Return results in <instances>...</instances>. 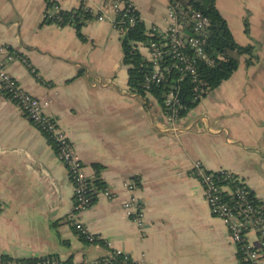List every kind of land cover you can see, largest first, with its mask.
Segmentation results:
<instances>
[{"label":"crops","instance_id":"obj_1","mask_svg":"<svg viewBox=\"0 0 264 264\" xmlns=\"http://www.w3.org/2000/svg\"><path fill=\"white\" fill-rule=\"evenodd\" d=\"M54 1L61 9L83 4L95 11L111 0ZM128 1L145 28L165 27L166 0ZM215 7L237 43L255 45L257 59L246 65L241 56L229 78L170 123L152 94L129 88L120 33L110 19L86 21L81 39L73 25L42 23L45 0H0V48L29 63L12 61L8 72L31 94L50 99L46 111L85 175L113 194L96 197L79 215L109 244L87 242L68 219L73 190L65 164L0 91V253L75 262L119 248L136 264H242L188 168L199 160L209 170H229L264 203V0H215ZM106 15L113 16L108 7ZM6 52L0 49V57ZM129 179L139 183L143 234L122 208ZM247 237L260 246L254 232Z\"/></svg>","mask_w":264,"mask_h":264},{"label":"built area","instance_id":"obj_2","mask_svg":"<svg viewBox=\"0 0 264 264\" xmlns=\"http://www.w3.org/2000/svg\"><path fill=\"white\" fill-rule=\"evenodd\" d=\"M166 1L165 27L152 25L146 28V33L154 37L148 44L138 43L140 52L143 49L146 50V55H142L151 67L144 76L143 87L150 94L149 91L153 86L168 80L169 73L174 67L179 72L177 81H181L185 75H189L195 83L194 89L198 91L201 80L197 79V63L201 60L210 61L205 48L210 31V18L203 12L202 8L197 7V5L201 6V0ZM107 7L112 12V17L106 15ZM57 9L55 5L53 10ZM128 11L133 13L127 15ZM49 12H45L43 16H51L52 11ZM93 13L94 16L91 19H110L119 33L125 22L132 26L136 19H140L131 3H126L124 0H111ZM0 49L7 50L0 57V91L18 107L23 116L56 145V155L68 170L73 190V203L69 220L74 229L84 235L87 242L96 244L104 242L108 245L109 242L104 240L102 236L90 233L79 219V215L90 206V196L86 194L85 185V179L88 176L85 175L83 165L76 157L66 133L58 125L55 118L46 111L50 99L39 98L31 94L8 72L7 65L10 62L18 60L29 65L27 59L16 50L7 49L5 46ZM165 56H170L173 62L166 63L164 61ZM30 69L35 73L33 68ZM164 105L166 107L164 115L170 123L180 118L179 113L184 109V104L180 99L176 85H172L166 93ZM188 174L200 182L210 212L221 219L230 239L236 248L239 246L241 249L244 261L242 264H261V259L264 256V208L249 198L243 180L229 170H209L199 160H195L191 164L188 168ZM219 178L220 180L224 179L225 182L220 183ZM124 186L130 194L123 200L122 208L125 215L136 224L138 230L143 234L145 226L144 205L136 193L139 183L137 180L129 179L124 181ZM98 196L112 198L113 194L105 184L97 191L96 197ZM248 232H254L258 236L259 247L248 241ZM118 256L128 258V255L121 249L113 248L108 251L107 255L90 260L70 262L56 254H45L37 257V261L31 264H122L115 260ZM0 264L18 263L12 260H2L0 257Z\"/></svg>","mask_w":264,"mask_h":264},{"label":"trees","instance_id":"obj_3","mask_svg":"<svg viewBox=\"0 0 264 264\" xmlns=\"http://www.w3.org/2000/svg\"><path fill=\"white\" fill-rule=\"evenodd\" d=\"M45 1L46 8L44 13H50L49 11H52V15L49 17L43 16L42 23H55L59 26L67 24L73 25L78 37L81 39L84 38L80 28L87 20H90L94 16L93 11L85 7L83 4L70 9L58 8L57 10H53L55 1ZM124 1L126 3L129 2L128 0ZM197 7L202 8L203 12L209 16L211 21L205 47L210 61L206 62L201 60L197 63V79L201 80L200 86H198V91L194 89L195 83L189 75H185L183 80L177 81L179 72L174 67L169 73L167 81L157 86H153L149 91V93L157 99L164 112V110L166 111L164 105L165 95L172 85H176L180 99L184 104V109L179 113L180 117L185 115L188 109L193 107L208 91L216 88L222 81L229 78L233 71L237 69L241 56H246V65L252 64L253 61L257 59L254 44H239L235 41L226 20L215 7V0H201V6L197 5ZM131 13L133 12L128 11L127 15H130ZM136 14H138L137 11ZM244 30L246 33L249 31V25L246 19L244 20ZM153 37L154 36H150L146 33V28L141 18L136 19L132 26L125 22L120 29V42L123 54L122 61L127 65L128 86L132 91L141 95L147 93L143 87V79L151 67L150 63L140 52L138 43L148 44ZM164 61L166 63H172L173 59H171L170 56H165ZM201 89H203L202 92H200ZM196 95L198 96L196 97ZM48 142L52 145L53 149L56 150V145L50 139H48ZM94 166L97 169L99 168V165L97 164ZM218 180L220 183L225 182L224 179L220 180L219 178ZM85 185L87 190L86 194L90 196L91 205L96 199L97 191H99L105 183L98 177H88L85 179ZM246 189L248 190L249 198L254 203L260 204L264 208V203L257 199L247 187ZM80 235L86 240L83 234ZM237 256L240 262L244 263L242 251L239 246H237ZM0 257L2 260H12L18 264H31L37 261V258L34 257L14 258L3 253H0ZM115 260L122 264H136L129 256L126 259L123 258V256H118Z\"/></svg>","mask_w":264,"mask_h":264}]
</instances>
